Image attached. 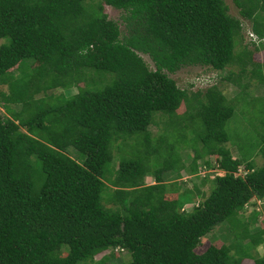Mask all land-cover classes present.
Listing matches in <instances>:
<instances>
[{
    "label": "trees",
    "instance_id": "16d2710c",
    "mask_svg": "<svg viewBox=\"0 0 264 264\" xmlns=\"http://www.w3.org/2000/svg\"><path fill=\"white\" fill-rule=\"evenodd\" d=\"M231 1L264 50V0ZM241 31L224 0H0V264H264L236 249L264 247V225L240 221L264 200V119L260 166L225 147L235 112L264 97L250 88L264 85L257 49L234 52ZM235 62L232 97L168 76Z\"/></svg>",
    "mask_w": 264,
    "mask_h": 264
},
{
    "label": "rangeland",
    "instance_id": "374dc122",
    "mask_svg": "<svg viewBox=\"0 0 264 264\" xmlns=\"http://www.w3.org/2000/svg\"><path fill=\"white\" fill-rule=\"evenodd\" d=\"M224 1L228 7L229 14L232 15L233 17L238 18L241 22V25H242L241 40L239 41L237 46L235 45V49H234L235 54H236V52L240 53L242 48H245L247 51H250V52L254 51L256 48L257 54L255 55V59L260 60V61H264V50L261 49L259 46L260 40H257V38L252 33L250 21L242 19L239 16L238 9L233 5L231 0H224ZM103 8H104L103 12L107 15L108 19L115 21L119 24V20H120V16L122 15V12L120 10H116V9H114L110 6H106V5H103ZM120 28H122L121 25H120ZM144 58H145L147 64L149 65V67L152 68V64L147 59V56H144ZM239 68H240L239 64H237L236 62L233 65H231L230 67H227L223 72H217V71L211 70V69L206 68V67H201V66H193V67L190 66V67L181 68L176 73L169 74L168 76L170 78H172L175 81L177 87H179L181 89H189L190 91L195 92L197 90H203V89L207 88L208 86H210L211 84H216L227 97H232L236 93L235 87H233L231 84L224 81L222 78L229 71L234 72V73L238 72ZM246 79H248V78H246ZM242 82L246 83L247 80L243 79ZM250 88L255 90V92H254L255 95L264 96V85H259L257 82H255L253 80V81H251ZM255 88H257V90ZM0 90L6 91V87L0 86ZM60 92H62V91H60L59 89L53 91L54 94H58ZM64 93L66 95L68 94V92H64ZM250 99L253 101V103L251 105L248 104V105L242 106V108H241L242 110L240 111V113L237 114V112H235L233 117L226 124V131L229 134V136L231 135L230 136L231 139H229V141L225 144V147L228 150H230L231 153L232 152H233V154L237 153V155L240 158H242L244 160H250L251 159L252 161H254V163L256 165L260 166L262 164V159L259 155L255 156L256 155V147L259 144V140H258L259 137H258L255 129L257 128L256 127L257 120H259L260 118L264 119V97L263 98H253L251 96ZM183 110H184V106H180V109L178 112L181 113ZM0 112L3 113L2 108H0ZM157 120H159V117L155 116L154 122H156V124L153 123L149 127V130L151 131L152 135H154V136L160 132V124L158 125ZM176 131L178 132V134H176L173 129H170L169 133H172L173 138L178 137L179 135H180V138H182L181 132L177 129H176ZM184 135L189 136L188 137L189 139L191 138V134H190L189 130H186L184 132ZM184 150H185V152H184ZM184 150H183V153L185 155L183 157L185 158V160H188V161H186L185 164L187 166H189L190 165V159H186V158L192 155L193 150L191 147L185 148ZM68 153L71 157L75 158L76 153L72 149H70ZM114 165L117 166V161H114ZM198 172H199V176L208 175L210 179L214 175H222L223 174V172L218 171V170H214V169H211V170L201 169L200 170L198 168ZM168 179L170 181H173L172 177H168ZM178 180H181L182 182L185 181L186 182L185 184L187 187H191V185H192L191 184L192 183L191 182L192 177H190V176L185 175L184 177H182ZM152 182H153V180L150 177L145 178L146 184H151ZM177 183H178V181H177ZM196 183L198 184L199 180ZM208 187H209V185L206 184L202 187V190H204V192H208ZM252 202H254V204L248 205L244 209V211H242L241 217H240V221L245 224V227L248 230V234H252L254 232V230H256V229H260V228L262 229V227L264 225V200H260V201L253 200ZM189 206H191V205L185 206L184 209L189 208ZM253 210H254V214L256 215V217L253 218L251 221L249 219L248 223H245L246 220L248 219L249 215L253 212ZM218 230L219 229H217V231L214 230L212 232V235L207 234L206 236H204L202 238L203 240H205L206 244H207L206 240H211V236H212V239L222 240L221 235L219 236ZM230 240H232L233 242L235 241V240H233V238L232 239L230 238ZM236 249H238L242 252L247 251L248 255L256 256V254L260 255L263 253L264 247L259 246L255 251V249H252L251 246L248 247L245 243H242L241 245H239V243H238L236 245ZM122 256H123V258H122ZM109 260H110L111 264H118L119 262H122V261L129 262L130 257L127 254L124 255V253H123V255H121L120 258L109 259Z\"/></svg>",
    "mask_w": 264,
    "mask_h": 264
},
{
    "label": "clouds",
    "instance_id": "9594fccd",
    "mask_svg": "<svg viewBox=\"0 0 264 264\" xmlns=\"http://www.w3.org/2000/svg\"><path fill=\"white\" fill-rule=\"evenodd\" d=\"M257 201H260V200H257Z\"/></svg>",
    "mask_w": 264,
    "mask_h": 264
}]
</instances>
